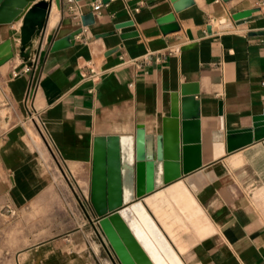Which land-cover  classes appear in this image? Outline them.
<instances>
[{
  "label": "crops",
  "instance_id": "0c3cea01",
  "mask_svg": "<svg viewBox=\"0 0 264 264\" xmlns=\"http://www.w3.org/2000/svg\"><path fill=\"white\" fill-rule=\"evenodd\" d=\"M94 1L68 10L53 2L25 49L24 17L0 23V44L11 39L15 51L0 67L11 76L8 98L18 115L0 133V208L19 214L63 186L77 206L74 216L85 219L86 240L104 237L93 200L99 152L109 165L111 138L133 136L139 126L162 133L163 119L181 110L182 86L197 84L204 164L183 176L194 209L184 213L187 200L168 196L159 219L147 202L154 195L141 201L183 264H264V142L215 157L227 130L252 126L264 110V34H250L264 30V0H194L180 11L176 0H110L93 23L53 50L63 18L79 23ZM171 13L175 21L159 23ZM126 20L133 24L116 28ZM89 67L103 76H88ZM57 249L50 242L35 251L61 264Z\"/></svg>",
  "mask_w": 264,
  "mask_h": 264
},
{
  "label": "water",
  "instance_id": "95a60500",
  "mask_svg": "<svg viewBox=\"0 0 264 264\" xmlns=\"http://www.w3.org/2000/svg\"><path fill=\"white\" fill-rule=\"evenodd\" d=\"M36 0H0V23H10L22 19L28 11L35 5ZM39 0L38 5L40 4ZM50 8L53 2L60 9L68 10L74 7L77 2L82 0H47ZM110 0H103L108 3ZM194 0H176L174 2L175 11L192 4ZM228 1V0H225ZM237 14L235 17L240 18L250 15L252 11ZM48 11V10H47ZM50 11V10H49ZM49 11L41 18V25L37 27V35L41 33ZM95 14L90 11L81 14L80 22L74 24L73 17H64L56 40L53 45V50L59 49L67 45L72 36L78 33L83 26L89 25L95 21ZM229 19L228 16L221 18L224 22ZM175 21V14L171 13L159 20L160 24H166ZM133 24L132 20H126L116 23V28ZM138 32H128L122 34V38L137 35ZM251 35L264 34V30L253 31ZM22 47H29L32 39L24 40L23 27L20 31ZM14 46L11 39L5 40L0 44V64L10 60L14 56ZM24 52L23 55H25ZM198 91L197 84L182 86L181 110L172 116L163 119L162 133L157 136L148 135L143 126H139L136 134L133 136H121L118 139L111 138L112 145L116 147V152L112 154L110 147L109 165L106 163V156L102 151L98 154L99 164L95 171L94 186L106 185L111 179L117 182L121 190V204L118 207L128 205L135 200H144L146 197L153 196L158 192H163L166 195L169 190L177 185H184V178L189 177L195 171L203 167V147L204 140L202 134V119L200 115L199 102L195 99V93ZM129 137L132 139V154L130 161L125 159L123 139ZM151 138V139H150ZM151 140V141H150ZM115 141V142H114ZM264 142V110L262 113L253 116V124L250 127L231 129L226 131V137L220 142L219 150L215 154L216 158L221 157L226 152L231 153L255 142ZM112 154V159H111ZM117 163L114 169L112 162ZM113 173H110V170ZM108 171V177L105 178L103 172ZM127 182L131 187V195L127 196ZM93 186V188H94ZM96 193L93 190V200L95 203ZM117 207V208H118ZM115 208V209H117ZM115 209L108 212L100 213L102 216L100 224L104 232L103 218ZM107 234V233H106ZM108 236V235H107ZM114 250L123 264L116 245L109 238Z\"/></svg>",
  "mask_w": 264,
  "mask_h": 264
},
{
  "label": "rangeland",
  "instance_id": "374dc122",
  "mask_svg": "<svg viewBox=\"0 0 264 264\" xmlns=\"http://www.w3.org/2000/svg\"><path fill=\"white\" fill-rule=\"evenodd\" d=\"M10 77L0 67V133L18 121L8 98ZM51 195L47 203L36 204L19 214L0 208V264H50L52 261L47 256L35 251L50 242H56L57 260L61 264H123L106 235L99 234L97 238L94 234L91 241L86 240L87 236L80 230L85 219L74 216L77 206L71 203L63 186ZM90 206L87 203L89 209ZM87 226L88 232L91 223ZM72 232L76 233L74 241H71ZM25 250L31 255L25 257L22 254Z\"/></svg>",
  "mask_w": 264,
  "mask_h": 264
},
{
  "label": "bare ground",
  "instance_id": "6f19581e",
  "mask_svg": "<svg viewBox=\"0 0 264 264\" xmlns=\"http://www.w3.org/2000/svg\"><path fill=\"white\" fill-rule=\"evenodd\" d=\"M47 2V0H41L39 5L38 3H35V5L24 16L21 27H23L25 42H27L29 38H32V36L37 32L36 28L41 25V18L45 16L48 12L47 10H49ZM123 145L125 159L130 161L132 154V139L129 137H124ZM111 152L112 154L116 152V147L114 145L111 146ZM110 173H113L112 169L110 170ZM103 175L105 178H107L108 171L103 172ZM103 183L104 182H102V185L99 187L94 186L93 188L94 192L96 193L95 206L100 213L108 212L117 208L121 204V190L120 186L117 185V182L111 179L104 186ZM126 188L127 196H130L131 187L129 186L128 182ZM168 196H171L176 200H187H183L185 202L184 210H186L184 213L187 211L192 212V209H194L193 205H195V203H193V197L187 190L185 184H177L169 190L167 195L163 192H159L153 197L147 199V202L154 208L157 215L159 216V219L161 218L160 212L162 210L160 208L162 206L161 202L164 199L168 200L170 198H168ZM181 208L183 207L181 206ZM102 222L107 233H105L106 237L108 240L110 238L116 245L117 250L125 264H183L179 255L174 250L143 201L135 200L128 205L118 207L109 213V215L105 216Z\"/></svg>",
  "mask_w": 264,
  "mask_h": 264
},
{
  "label": "built area",
  "instance_id": "2783aa9c",
  "mask_svg": "<svg viewBox=\"0 0 264 264\" xmlns=\"http://www.w3.org/2000/svg\"><path fill=\"white\" fill-rule=\"evenodd\" d=\"M102 5H103V0H95L93 2V5H92V12L97 15L101 12V8H102ZM179 49L178 48H172L170 50V53H176L178 52ZM86 74L96 80H99L102 76H103V73L101 71H98L96 70L95 68L93 67H89L88 68V71L86 72ZM264 83V81H263Z\"/></svg>",
  "mask_w": 264,
  "mask_h": 264
}]
</instances>
